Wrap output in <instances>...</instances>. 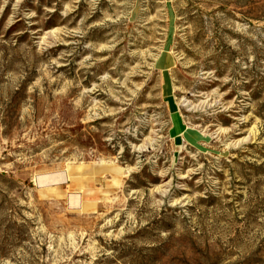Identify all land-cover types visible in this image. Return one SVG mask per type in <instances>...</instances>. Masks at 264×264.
Listing matches in <instances>:
<instances>
[{"label":"rangeland","instance_id":"374dc122","mask_svg":"<svg viewBox=\"0 0 264 264\" xmlns=\"http://www.w3.org/2000/svg\"><path fill=\"white\" fill-rule=\"evenodd\" d=\"M0 264H264V0H0Z\"/></svg>","mask_w":264,"mask_h":264},{"label":"crops","instance_id":"0c3cea01","mask_svg":"<svg viewBox=\"0 0 264 264\" xmlns=\"http://www.w3.org/2000/svg\"><path fill=\"white\" fill-rule=\"evenodd\" d=\"M119 172L114 164H72L64 168L66 178L60 183L61 189L74 208L90 206L116 188Z\"/></svg>","mask_w":264,"mask_h":264}]
</instances>
